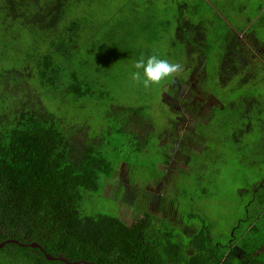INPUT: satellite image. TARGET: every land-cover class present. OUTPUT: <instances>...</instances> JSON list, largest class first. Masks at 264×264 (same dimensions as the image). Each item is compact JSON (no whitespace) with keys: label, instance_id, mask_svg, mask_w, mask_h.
<instances>
[{"label":"trees","instance_id":"1","mask_svg":"<svg viewBox=\"0 0 264 264\" xmlns=\"http://www.w3.org/2000/svg\"><path fill=\"white\" fill-rule=\"evenodd\" d=\"M76 4H88L96 15L97 40L85 39L88 26H82L87 17L79 7L71 17L79 16L68 19L69 6ZM167 5L163 0H0V16L8 22L0 27V46L6 51V57H0V264H264L256 252L264 246V56L260 53L264 41L243 39L246 30L231 28L218 12L204 7L197 8L196 18L174 27ZM261 16L259 28H264ZM183 25L195 37L184 35ZM16 26L31 35L35 46L22 56L9 48L7 36L17 34L9 32L17 31ZM104 38L108 41L100 40ZM96 42L132 52L135 62L158 55L178 63L180 70L168 79L170 84L167 81L171 88L186 87L190 70L204 88L205 84L212 90L227 87L223 100L211 91L215 100L209 109L214 117L217 112L222 116L226 111L227 119L235 114L234 129L241 136H233V141H241L245 164L238 170L245 181L236 192L243 201L241 214L224 243L215 239L214 224L197 210L201 206L195 194L189 204L199 206L197 212L174 209L181 224L145 209L141 218L128 223L115 212L89 207L97 203L93 195L102 192L115 169L86 137L89 134L82 131L83 136H77L81 130L70 129L66 118L52 108L54 103L45 100L55 96V103L64 107L71 94L78 100L97 96L88 76L84 79L91 69L87 53ZM162 44L172 53L161 54L156 45ZM193 54L195 60L182 59ZM208 60L214 64L212 85L205 79ZM141 108L119 107L114 112L128 123L118 131L125 129L131 147L142 151L154 135L151 118L139 119V132L129 122L140 116ZM255 126L258 135L243 140L244 133L256 132ZM226 137L230 136H222L224 141ZM165 154L164 167L191 170L186 154L171 164H167L170 154ZM160 208L165 212L162 204ZM240 236L254 246L248 257L245 251L240 250L242 256L235 253Z\"/></svg>","mask_w":264,"mask_h":264},{"label":"rangeland","instance_id":"2","mask_svg":"<svg viewBox=\"0 0 264 264\" xmlns=\"http://www.w3.org/2000/svg\"><path fill=\"white\" fill-rule=\"evenodd\" d=\"M201 1L203 0H183V3H197L203 6ZM225 1L229 3L223 6L222 12L233 26L243 27L248 18L252 19L254 28L247 29V32L243 33L245 35L243 39H249L255 43L264 41V28H259L262 26L261 15L264 14V0ZM77 7L83 10L84 17H87L86 23L82 26V28L88 26L84 31L85 39L88 43L92 39L97 40L95 36L98 31L97 19L88 4L69 6L68 19L79 16L77 13L71 17L73 10ZM174 10L168 14L175 19L174 27L182 24L184 20L190 22L192 16L195 18L197 16L191 4L183 7L184 18H180L178 7ZM5 26H8V22L0 16V27ZM183 26L187 28L183 34H189L192 37L194 34L189 32V26ZM16 29L17 31L8 30L12 34L17 33L13 34V37L7 36L10 51L14 52L15 56L32 52L35 46L31 35L26 34L18 26ZM231 34V37L235 38L233 32ZM100 40L108 41V38ZM163 41L164 38L159 42ZM98 42L87 53L91 69L86 70L87 73L84 76L85 80L88 76V84L94 88L97 96L91 95L78 100L71 94L68 104L66 103L64 107H59L55 103V96H49L48 100H45L46 103H54L52 108L60 112L57 115L66 118L65 123L70 129L81 130L77 136H83V132L89 134L86 137L93 140L92 144L95 145V149L100 151L115 169V173L109 179H105L102 192L93 195L97 203L90 204L89 201L87 205L90 204L89 207L93 211L115 212L120 219L126 222L132 219L130 223L137 221L138 214L143 213V209L145 212L151 210L157 214L160 211L162 219L171 218L179 224L182 220L177 218L174 209L186 214H189L191 210L192 212L198 210L205 214L203 216L205 220L209 218L214 224L215 239L224 243L228 240L230 229L238 219L237 215L241 214L243 201L236 196V192L238 193L237 187H241L245 181L238 170L242 164H245L243 160L245 155L240 151L241 141L237 144L233 141V136H241L234 129L235 114L232 119L230 117L227 119L226 111L222 116L217 112L214 117L209 109L215 100L211 91H217L215 94L223 100L228 94L227 87L218 86V89L213 88L212 90L208 89V84H205L204 88L202 84L196 83L197 75L194 76L192 70H190L191 75L189 74L190 83L186 87L171 88L168 85L171 83L168 79L173 76L145 87L131 78V73L136 71L133 67L136 60L135 54L121 53L119 49L116 50V46L101 45ZM156 48L164 55L172 53L168 51L170 47L167 44L156 45ZM260 53L264 56V47H260ZM206 54L208 57H213L209 56L208 52ZM0 57H6V51L2 49V46H0ZM194 57L193 54L191 57H182V59L195 60ZM212 69H214V64L208 60V74L205 79L210 85L214 83V80L210 78L214 75ZM90 70H92L91 73ZM104 89L107 91L101 93ZM112 95L111 101L109 99ZM214 103L221 105V102L217 100ZM126 106H142L140 116L129 120L134 123L138 132L141 129L138 126L139 119L143 120L148 117L153 123L151 133L154 136H150V141L142 151L138 150V147H131L128 142V133L125 131L128 127L126 126L128 125L126 124L127 119L114 112L118 111L119 107L126 108ZM246 109H244V115ZM123 126H126L124 131H118ZM255 130V133L252 131L244 133L242 139L250 140L253 136H257V126ZM145 133L146 131L141 132L143 135ZM222 136L230 137L228 139L226 137L224 141ZM163 146L166 147L165 151ZM165 152L170 154L168 159L170 162L167 164H171L172 161L177 163L178 159L183 160L186 154L191 170L171 172L175 167L170 166V170L166 168L167 166L164 167ZM176 152H178V158ZM192 152H194L193 156L190 155ZM218 163L221 167L217 165ZM159 166L164 169H160ZM244 170L247 173L250 172L249 167H244ZM168 172L171 173L167 174ZM214 183H216L215 188ZM184 193L187 194L184 195ZM194 194L196 195L195 201L198 200L201 208L189 204V197ZM161 204L165 212L159 209ZM234 249L239 256H242L240 250L245 251L246 257L255 250L253 245L251 246L248 242L244 243L242 236L237 239ZM256 252L264 257V246Z\"/></svg>","mask_w":264,"mask_h":264},{"label":"clouds","instance_id":"3","mask_svg":"<svg viewBox=\"0 0 264 264\" xmlns=\"http://www.w3.org/2000/svg\"><path fill=\"white\" fill-rule=\"evenodd\" d=\"M133 67L136 71L131 73L132 80L139 81L145 87H148L150 84L159 83L160 81L169 78L174 73H177L181 66L178 63L170 62L158 55H150L147 58L137 60ZM211 95H214V93ZM145 213L150 214L152 212L151 210H147ZM158 215L162 218L160 211H158ZM139 218H141L140 213L138 214V219Z\"/></svg>","mask_w":264,"mask_h":264},{"label":"crops","instance_id":"4","mask_svg":"<svg viewBox=\"0 0 264 264\" xmlns=\"http://www.w3.org/2000/svg\"><path fill=\"white\" fill-rule=\"evenodd\" d=\"M163 1H164V4H168L167 5L168 10H166L167 13L174 12L175 11L174 8L175 7H178L180 9V11H179L180 18H182V17L184 18V15H183V12H182L183 7H185L186 4H191V5H193V8H194V11H195L196 14L199 13L197 11V8L198 7H200V8L201 7H204L208 11H210V9H211V11L214 10V14H216V12H218L220 14V16H222V18L224 19L225 23H227L231 28H240V29L246 30V31H247V29H253L254 28L253 27V24H252V19L251 18H248L247 19V22H245V25L243 27H239V26L238 27H235V26H233L229 22V20L227 19V17L224 15V13L222 12L223 6H227V4L229 3L228 1H225V0H216V1L215 0H203V1H201V3L203 4V6H200L197 3H183V0H163ZM185 21L186 20H184V22ZM240 36H242V34ZM166 168L170 170V166L169 165ZM171 172L176 173V172H178V170L176 168H174V170L171 171ZM171 172H168L167 174H170ZM157 184H159V182H157Z\"/></svg>","mask_w":264,"mask_h":264},{"label":"water","instance_id":"5","mask_svg":"<svg viewBox=\"0 0 264 264\" xmlns=\"http://www.w3.org/2000/svg\"><path fill=\"white\" fill-rule=\"evenodd\" d=\"M2 245H3V244H0V246H2ZM32 246H33V247H39V245H38L37 243L32 244ZM47 257H48L49 259L52 258L50 255H47Z\"/></svg>","mask_w":264,"mask_h":264},{"label":"flooded vegetation","instance_id":"6","mask_svg":"<svg viewBox=\"0 0 264 264\" xmlns=\"http://www.w3.org/2000/svg\"><path fill=\"white\" fill-rule=\"evenodd\" d=\"M164 99V98H163Z\"/></svg>","mask_w":264,"mask_h":264}]
</instances>
